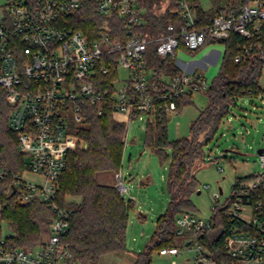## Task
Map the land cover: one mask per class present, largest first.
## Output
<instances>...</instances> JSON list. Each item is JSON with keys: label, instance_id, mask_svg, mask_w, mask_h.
<instances>
[{"label": "built area", "instance_id": "2783aa9c", "mask_svg": "<svg viewBox=\"0 0 264 264\" xmlns=\"http://www.w3.org/2000/svg\"><path fill=\"white\" fill-rule=\"evenodd\" d=\"M91 5L102 17L121 16L127 39L113 41L103 31L98 39L90 40L77 27L75 15ZM176 5L183 25L176 31L173 22L168 24V34L157 45L162 58L175 55L181 46L195 51L209 39L226 40L232 35L248 42L238 45L237 63L249 61L264 46V0L231 7L205 26H198L196 10L187 0H177ZM145 13L142 0H6L1 7L0 88L10 107L9 127L27 160L26 170L13 175L14 189L23 203L38 201L48 206L54 220L50 235L32 249L11 248L7 240L12 235H1L0 264H77L64 242L70 210L58 204L57 192L68 154L88 147L76 132L86 121L89 105L97 106L100 116L107 108L113 110L115 118L128 125V132L133 119L155 121L162 110L171 118L177 113L176 100L209 88L204 73L196 71L182 70L167 80L165 90L152 80L145 59L154 40L140 31L146 24ZM105 55L117 56L120 77L115 88L100 91L94 79L97 72L111 70L102 61ZM69 111L72 123L67 118ZM259 162L262 171L234 184L223 204H219L222 194H214L213 213L227 205L226 216L233 222L223 243L229 264H264V201L259 196L264 191V153ZM28 174L34 179H28ZM5 176L0 166V180ZM115 178L118 190L126 193L121 171ZM175 225L185 242L159 250L160 255L173 258L191 253L188 261L192 264H219L201 239L214 227L212 217L182 213Z\"/></svg>", "mask_w": 264, "mask_h": 264}, {"label": "trees", "instance_id": "16d2710c", "mask_svg": "<svg viewBox=\"0 0 264 264\" xmlns=\"http://www.w3.org/2000/svg\"><path fill=\"white\" fill-rule=\"evenodd\" d=\"M187 1L196 10L198 26L208 25L216 15L248 2L211 0L212 8L206 10L202 0ZM176 2L177 0H142L146 7V24L140 31L154 40L148 47L145 65L151 72L152 80L162 90H165L168 79L182 72L177 64V53L167 58H162L157 53L158 40L168 34V24L173 22L176 31H180L183 25ZM75 22L92 41L98 39L103 31L109 32L113 41H123L128 36L123 29L124 19L121 16L102 17L94 5L81 9L75 15ZM247 43L246 38L232 35L226 40L209 39L195 51L181 46L180 50L191 56L212 44H223L226 50L218 75L205 91L208 105L199 111L197 118L191 123L189 136L170 140V117L163 110L160 112L161 117L146 123V147L160 159L166 157V148L172 150L168 177L170 203L168 210L158 217L156 230L149 242L135 255L132 264H152L154 252L178 246L180 238L175 219L182 213L196 215V207L192 201V195L199 192L195 170L205 162V146L214 139L238 98L258 97L264 92L261 86L264 46L249 61L236 62L240 51L238 45ZM116 59V55L103 57L102 61L108 63L111 70L108 74L97 72L94 79L98 90L117 86L120 74ZM192 99L193 96L188 95L176 100V114L193 104ZM9 113L6 92L0 88V166L6 172L5 178L0 180V216L15 233L7 240L8 245L11 248L32 249L43 244L50 235L54 213L38 201L23 203L18 192L12 195L13 175L26 170L27 160L19 150L16 133L9 127ZM127 128L128 125L119 122L110 108L100 116L98 107L89 105L86 121L76 132L77 137L87 142L88 147L68 154L67 168L59 180L57 202L62 208L70 210V228L64 242L77 264H100L104 256L127 250V227L133 201H126L115 183L100 181L103 175L114 174L116 177L121 171ZM252 177V174L237 177L235 184ZM259 196L264 201L263 190L259 191ZM227 209L228 206L225 205L213 213L214 227L201 237L219 264L231 262L223 248L224 240L233 227V222L226 216ZM1 235L0 229V237Z\"/></svg>", "mask_w": 264, "mask_h": 264}, {"label": "rangeland", "instance_id": "374dc122", "mask_svg": "<svg viewBox=\"0 0 264 264\" xmlns=\"http://www.w3.org/2000/svg\"><path fill=\"white\" fill-rule=\"evenodd\" d=\"M5 2L6 0H0V16L1 7ZM202 4L206 8L211 6L209 0H202ZM213 49L223 51V46L220 44L207 46L195 56L179 53L177 61L179 63L202 60ZM221 62L219 58L218 64L211 65L207 70L204 69L209 86L218 75ZM121 74L122 76L127 75L126 72H121ZM261 86L264 88V75ZM205 91L193 95V104L184 108L183 112L171 116L168 122L170 140L190 135L191 123L197 118L199 111L208 105ZM67 118L72 123V111L67 113ZM126 136L121 173L122 181L128 191L123 193V196L126 201H133L127 227V250L125 252L128 261L114 258V262H110L109 258L104 257L101 261L104 262L103 264L105 262L106 264H132L133 257L141 252L149 242L156 230L158 217L168 210L170 203L168 177L172 150L169 147L166 148V157L160 159L155 152L146 147L145 121L133 119ZM263 148L264 95L262 97H240L221 123L214 139L205 146V162L195 170L198 181L197 191H200V194L195 192L192 195V201L198 217L203 219L212 217L213 207L216 204L214 194L220 192V188L223 194L219 204H223L230 196L237 177L254 175L262 171L258 150ZM218 166L222 170H219ZM27 176L30 180L34 179L33 175L28 174ZM100 181L116 183V178L114 174H107L101 176ZM0 229L3 237L15 234L9 223L2 220L1 216ZM184 242L185 239L180 238L178 245ZM192 256L191 253H184L182 256L170 258L156 251L153 254L152 264H192L188 261Z\"/></svg>", "mask_w": 264, "mask_h": 264}, {"label": "crops", "instance_id": "0c3cea01", "mask_svg": "<svg viewBox=\"0 0 264 264\" xmlns=\"http://www.w3.org/2000/svg\"><path fill=\"white\" fill-rule=\"evenodd\" d=\"M209 2L211 3V6L209 7H204L206 10H209L212 8V1L209 0ZM212 45H216V44H212ZM223 46V51H219V50H216V49H213V50H210L206 56L202 59V60H190L189 62H179L177 61L178 63V66L182 69V70H186V71H189V72H202L204 73V69L207 70L208 67H210L211 65H214V64H218L219 63V58H221V61H222V58H223V55L225 53V50H226V47L225 45L223 44H220ZM211 46V45H209ZM179 53H182V54H187L185 53L184 51L180 50L177 55ZM188 55V54H187ZM201 69V70H200ZM106 257L107 259L109 258V261L110 262H114L113 259L114 258H118V259H121V260H127V256H126V252L124 253H115V254H110V255H107V256H104ZM103 257V258H104ZM102 258V259H103ZM133 259H135V256L133 257ZM102 261V260H101ZM128 261V260H127ZM109 262V263H110ZM102 262H100L101 264ZM104 263V262H103ZM102 263V264H103ZM107 262H105L106 264ZM131 264V263H130Z\"/></svg>", "mask_w": 264, "mask_h": 264}, {"label": "water", "instance_id": "95a60500", "mask_svg": "<svg viewBox=\"0 0 264 264\" xmlns=\"http://www.w3.org/2000/svg\"><path fill=\"white\" fill-rule=\"evenodd\" d=\"M262 153H264V148L263 149H260V150H258V154L260 155V154H262ZM220 193L221 194H223V191H222V189L220 188ZM13 194H15V189L13 190V193H12V195ZM198 194H200V191L198 192Z\"/></svg>", "mask_w": 264, "mask_h": 264}]
</instances>
